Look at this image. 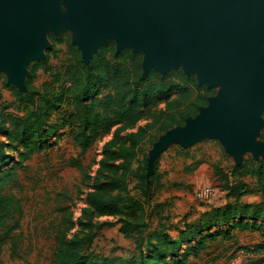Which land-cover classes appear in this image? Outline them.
<instances>
[{
	"label": "trees",
	"instance_id": "1",
	"mask_svg": "<svg viewBox=\"0 0 264 264\" xmlns=\"http://www.w3.org/2000/svg\"><path fill=\"white\" fill-rule=\"evenodd\" d=\"M51 38L55 43L64 42L63 39ZM54 48L49 50L46 60L37 61L32 66L25 91L6 84L15 98L14 110L17 112H0V254L8 246L10 257L14 260L20 241L21 235H16V231L24 212L18 194L11 186L19 183L17 169L22 168L32 154L51 147L49 142L66 126L70 128L68 134L74 144L82 152L88 151L111 128L121 126L115 139L107 145V157L102 161V170L87 202L92 213L118 218L123 235L129 237L133 233L146 232L137 241L138 257L122 261L107 256L90 260V264H158L159 258L166 257V249L177 253L184 243L193 241L197 242L193 247L196 249L204 245L206 239H215L222 234L223 229L227 235L236 228L264 230V201L260 204L241 203L243 197L254 194L242 179L244 177L257 180L264 198V159L257 161L251 158L231 174L233 178L237 174L240 178L233 182L228 178L222 188L235 203L213 208L198 223L185 222L177 239L171 236L170 225L168 229L161 225L159 230L148 231L155 214L161 221L165 220L160 217L165 205L154 201L153 189L159 178L158 171L148 175L147 157L139 161L140 146L150 131L157 129L165 132L183 125L188 118H194L200 108L208 104L215 89L199 84L198 78L187 75L182 67L173 68L165 74L155 70L145 74L144 54L135 53L131 48L118 53L114 40L100 47L89 64L82 61L77 47L67 42L66 62L61 68L56 67L49 74V79L36 86L37 72L49 64ZM106 83L112 93L99 96L100 86ZM68 84L74 91L70 95L66 87ZM160 96L172 102L153 122L126 135L128 145L118 152L116 158L119 175L107 183H100L103 170L112 169L108 158H113L111 150L121 140V131L136 127L144 117L143 107ZM63 107L62 121L52 122L55 113ZM10 108L6 106L5 110ZM260 132V140L264 142V126ZM18 148H22L18 161L15 159L11 168L1 171L10 159V151ZM132 183L135 184V195L130 190ZM72 227L73 220L63 213L51 264H88L91 242L85 244L77 237L69 239ZM253 251L260 257L252 264H264V243L256 245ZM177 264L183 263L177 261Z\"/></svg>",
	"mask_w": 264,
	"mask_h": 264
},
{
	"label": "rangeland",
	"instance_id": "2",
	"mask_svg": "<svg viewBox=\"0 0 264 264\" xmlns=\"http://www.w3.org/2000/svg\"><path fill=\"white\" fill-rule=\"evenodd\" d=\"M57 4V10L61 15L69 19L70 8L67 6V0H53ZM49 41V46L43 48V57L30 60L23 64L22 68L26 74L22 76L23 83L26 85L30 70L37 61H44L48 57L49 50L53 49L50 54L49 64L45 69L37 72L34 81L36 86H40L44 81L49 79V74L55 68H61L68 58L67 42L79 49V44L75 43L78 33L69 25L62 27L58 34L54 33L51 25L50 29L43 33ZM63 39V43L53 42L52 38ZM112 40L107 38L106 42ZM117 41V37H114ZM102 43H100L101 45ZM149 49L151 43H148ZM127 46L131 47V43ZM143 53L147 55V50ZM185 58L177 67H184ZM175 67L169 65V68ZM48 69V73L46 70ZM201 70L195 68L193 74L198 78ZM217 83L212 86L215 94L212 99L220 98V94L230 83ZM8 74L0 70V112L8 114L16 113L14 110L15 98L9 88ZM67 90L74 93L68 84ZM112 93L111 87L106 83L100 86L99 96ZM209 98V99H210ZM172 100L164 96L153 99L149 104L143 107L144 117L140 123L132 128L121 131V140L112 148L113 158H108V164L112 166L111 170H103V178L100 183H107L112 177L118 176L116 169L118 164L117 154L126 147V135L130 132H136L140 127L154 121V119L166 110ZM6 106L10 109L5 110ZM211 103L204 107L208 109ZM200 108V109H201ZM5 110V111H4ZM65 108L55 113L52 122L62 121ZM199 113L194 117L202 118ZM188 118L183 125H177L173 128L160 132L157 129L148 133V138L140 146L139 161L147 157L149 160L152 151L157 143L169 132L186 128L189 125ZM262 127L264 126V116L261 115ZM121 126L111 128L104 133L93 146L86 152L77 147L72 137L68 134L70 128L67 126L55 135L49 143L51 147L44 149L29 156L22 168L17 169L19 183L11 185L14 192L18 194L23 207V216L19 221V229L16 235L20 236L18 248L14 260L8 256L1 259L2 264H51L55 249L56 235L61 224V217L66 213L73 220V227L69 234V239L77 237L83 243L91 242L88 252V264L90 260L110 257L116 260L129 261L133 257H138L137 241L146 233H140L127 237L120 232L122 224L118 218L100 217L89 208L87 197L94 190L97 176L102 170V161L107 157V145L115 139L117 130ZM261 133V132H260ZM260 133L256 135V141L261 142ZM55 143V144H54ZM22 148L10 151L7 164L1 171L12 167L14 160L18 159ZM261 161L264 155L256 158L250 151L244 152L240 161L231 155L223 142L219 139L208 138L195 142L187 147L182 145H172L168 147L152 164L150 175L158 171L159 178L156 180L154 191V201L165 205L160 211V217L165 219L161 221L157 214L152 219L151 227L148 231L159 230L161 225L171 227V236L174 239L179 238V232L182 230L184 223H198L202 220L205 213L211 211L216 205L226 202L235 203V200L227 197V193L222 190L228 178L230 181L238 180L237 174L233 178L231 174L234 170L243 165L249 159ZM18 161V160H17ZM254 194L246 196L241 203L260 204L264 201L257 180L251 177L242 178ZM134 183L130 184L132 195L136 194ZM207 187L214 189V196L209 202L200 200L197 197V191ZM108 224V225H105ZM172 224V225H171ZM215 231V230H213ZM222 234L217 235L215 239L208 238L204 245L193 248L196 241L184 243L177 253L171 249H166V257L158 259V264H177L181 261L183 264H252L260 255L253 250L256 245L264 243V230H241L236 228L227 235L225 229ZM107 233V234H104ZM102 240H97L98 237ZM146 242V239H145ZM96 246V247H95ZM101 253L96 254V249ZM91 249H95L94 252ZM3 254V252H2ZM0 254V255H2Z\"/></svg>",
	"mask_w": 264,
	"mask_h": 264
},
{
	"label": "water",
	"instance_id": "3",
	"mask_svg": "<svg viewBox=\"0 0 264 264\" xmlns=\"http://www.w3.org/2000/svg\"><path fill=\"white\" fill-rule=\"evenodd\" d=\"M69 19L53 0H0V70L9 83L26 90L23 64L43 57L49 41L40 30L47 21L54 33L68 25L78 36L82 61L89 64L107 38L117 52L131 48L144 53V71L167 73L178 68L209 88L228 82L220 98L209 99L202 118L174 130L156 145L148 160V175L159 155L172 145L187 147L203 139H219L240 161L250 151L264 155L256 135L264 112V0H67ZM110 40V41H112ZM100 43H102L100 45ZM131 43V47L127 46ZM148 43H151L149 49ZM175 67L169 68V65Z\"/></svg>",
	"mask_w": 264,
	"mask_h": 264
},
{
	"label": "built area",
	"instance_id": "4",
	"mask_svg": "<svg viewBox=\"0 0 264 264\" xmlns=\"http://www.w3.org/2000/svg\"><path fill=\"white\" fill-rule=\"evenodd\" d=\"M213 196H214V189L212 187H207L197 191V197L205 202H209Z\"/></svg>",
	"mask_w": 264,
	"mask_h": 264
},
{
	"label": "crops",
	"instance_id": "5",
	"mask_svg": "<svg viewBox=\"0 0 264 264\" xmlns=\"http://www.w3.org/2000/svg\"><path fill=\"white\" fill-rule=\"evenodd\" d=\"M214 197H215V196H214ZM245 197H246V196H245ZM245 197H243L242 200H243ZM225 204H226V202H225L224 204H221V205H216L214 208L222 207V206H224ZM248 204H254V203H248ZM104 234H107V233H104ZM102 237H103V236L101 235L100 237H98L97 240H102ZM95 247H96V246H95ZM95 249H96V248H95ZM95 249H91V251L94 252ZM95 253H96V254H100L101 252H100L99 250L96 249ZM4 255H5V258L8 257V256H10V250H9V247H8V246H6V247L3 248V254L0 255V264H2L1 259L4 258Z\"/></svg>",
	"mask_w": 264,
	"mask_h": 264
},
{
	"label": "bare ground",
	"instance_id": "6",
	"mask_svg": "<svg viewBox=\"0 0 264 264\" xmlns=\"http://www.w3.org/2000/svg\"><path fill=\"white\" fill-rule=\"evenodd\" d=\"M40 30L42 33L48 31L50 29V24L47 21L40 22ZM225 83H222L224 85Z\"/></svg>",
	"mask_w": 264,
	"mask_h": 264
}]
</instances>
